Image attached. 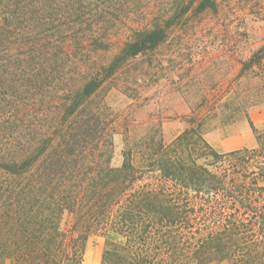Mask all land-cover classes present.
I'll use <instances>...</instances> for the list:
<instances>
[{
	"label": "trees",
	"instance_id": "obj_1",
	"mask_svg": "<svg viewBox=\"0 0 264 264\" xmlns=\"http://www.w3.org/2000/svg\"><path fill=\"white\" fill-rule=\"evenodd\" d=\"M232 1L0 0V264H83L96 233L100 264H264V125L250 118L264 43L241 61L261 78L253 100L192 115L169 142L133 136L126 115L120 165L101 96L182 17ZM238 2L264 19V4ZM220 113L246 116L256 144L215 148L205 131Z\"/></svg>",
	"mask_w": 264,
	"mask_h": 264
},
{
	"label": "rangeland",
	"instance_id": "obj_2",
	"mask_svg": "<svg viewBox=\"0 0 264 264\" xmlns=\"http://www.w3.org/2000/svg\"><path fill=\"white\" fill-rule=\"evenodd\" d=\"M252 2L264 4V0ZM251 11L234 0L219 13L208 12L202 18L187 14L181 18L182 28L176 24L154 51L133 58L106 85L101 96L118 115L120 131L115 136V164L122 162L126 115L133 136L159 128L169 142L192 115L212 114L233 96L242 102L255 98L253 88L260 76L240 75L241 61L264 43V19ZM225 118L220 113L207 125L205 136L215 148L226 151L256 144L246 116ZM250 118L263 126L264 105L253 108ZM106 241L101 233L91 235L83 264H100Z\"/></svg>",
	"mask_w": 264,
	"mask_h": 264
}]
</instances>
